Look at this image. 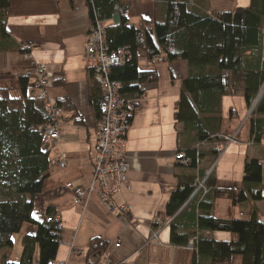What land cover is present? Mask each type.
Listing matches in <instances>:
<instances>
[{
    "label": "crops",
    "instance_id": "1",
    "mask_svg": "<svg viewBox=\"0 0 264 264\" xmlns=\"http://www.w3.org/2000/svg\"><path fill=\"white\" fill-rule=\"evenodd\" d=\"M87 1L10 0L7 12L5 31L9 42L0 44V89L18 90L19 80L28 77L30 95L35 98L34 69L44 65L48 69L50 97L57 101L69 99L74 107L71 111L64 107L60 142L46 147L50 153L51 169L42 193L35 198L34 218L44 222L49 210L60 213L63 228L54 264H102L108 253L113 264H193L195 247L171 244L166 204L181 184L192 177L202 181L211 171L215 218L247 221L256 212L260 221L264 212L263 202L233 203L234 199H241L244 195L247 159L262 162L264 196V136L259 144L252 141V128L258 116L250 115L251 108L242 94L224 97L219 136L225 144L226 138H234L235 143L226 150H223L225 145L222 146L221 142L199 145L204 157L196 171L178 165L176 157L179 152L186 153L198 146L196 133L186 131L175 120L176 103L189 75L188 64L182 61L149 63L141 54L140 69L156 70L160 78L156 84L143 86V94L136 100L126 146L131 190H123L114 198L116 208L130 205L132 216L125 226L119 219V212L108 211L98 195L75 205L74 193L67 185L87 188L93 182V148L97 129L89 104L90 72L85 60L87 36L92 26ZM190 2L203 6L210 14L234 12L251 4V0ZM159 6L154 0H130L131 25L137 27L144 20L153 21ZM112 21L115 25V19L107 23ZM26 45L32 47L28 59L21 52L22 46ZM224 75L230 76L229 73ZM243 87L241 84L240 89ZM218 150L222 152L216 158L214 152ZM63 156L66 157V167L61 169L59 162ZM157 220H161L164 226L157 228L159 241L154 242L151 231ZM195 233L196 236L202 235L198 231ZM36 234V226L25 224L18 236L19 241L22 244L23 237ZM203 236L219 242L232 240L227 233H205ZM96 240L105 243L107 251L89 255L90 245ZM118 241L121 247L115 249ZM37 254L39 249L35 259Z\"/></svg>",
    "mask_w": 264,
    "mask_h": 264
},
{
    "label": "trees",
    "instance_id": "2",
    "mask_svg": "<svg viewBox=\"0 0 264 264\" xmlns=\"http://www.w3.org/2000/svg\"><path fill=\"white\" fill-rule=\"evenodd\" d=\"M161 6L153 21L131 25L126 13L130 0H88L92 22L105 24L118 16L113 27L106 26L107 44L112 52L127 48L132 60L111 71V80L120 82V95L138 100L141 88L159 81L156 70H141L143 54L149 63L158 58L166 63L186 62L189 75L175 107V120L186 131L196 133L197 143L221 142V103L227 96L242 94L249 108L255 103L264 84V0H251L248 8L229 13H208L203 6L190 0H154ZM10 0H0V44L9 42L5 21ZM21 52L24 51L21 49ZM229 73V77H225ZM243 84V89L240 85ZM239 88V89H238ZM37 96V95H36ZM30 95V78L19 80L18 90L0 89V250H12L14 237L25 224L37 227L35 236L22 238L20 263L34 264L39 249L38 264H54L61 241V230L55 224L38 222L34 218L35 198L44 189L50 169V153L42 143L40 127L52 123L45 104ZM102 89L90 73L89 104L98 126L103 117ZM69 111L74 107L69 99L58 101ZM258 116L252 128V141L259 144L264 136V98L257 105ZM222 150L214 152L216 158ZM196 171L204 157L201 149L186 152ZM198 177H192L172 193L165 215L170 222L171 244L186 247L195 231L202 233L195 242L193 264H232L235 257L241 264H264V223L253 213L247 221L218 220L214 216L215 195L211 176L206 181L209 195L191 199L197 190ZM204 179V178H203ZM263 166L257 159H247L243 178L245 201L264 202L262 194ZM55 215L47 212V217ZM205 233H227L231 242L204 237ZM107 245L93 241L89 255L104 253ZM2 264H15L5 257Z\"/></svg>",
    "mask_w": 264,
    "mask_h": 264
},
{
    "label": "built area",
    "instance_id": "3",
    "mask_svg": "<svg viewBox=\"0 0 264 264\" xmlns=\"http://www.w3.org/2000/svg\"><path fill=\"white\" fill-rule=\"evenodd\" d=\"M126 16L129 17V11L126 13ZM22 50L25 53V59H28V54L31 52L32 47L29 45L22 46ZM132 58V53L127 48L121 49L118 52L110 51L107 44L106 24L103 21L92 22L87 36L85 60L89 72L102 89L103 117L96 129L93 148V182L87 188H73L72 184L67 185V188L71 189L74 193L75 205L79 206L88 197L98 195L101 203L108 211L119 212V219L125 226L128 225V218L132 216L133 209L128 204L116 208L114 198L123 190H131L128 180L130 167L126 146L127 134L132 125L137 101L123 98L120 95L122 84L111 80L110 76L114 68L124 67ZM156 61L162 62L163 60L162 58H158ZM34 83L35 90L37 91V100L45 104L47 113L52 118L51 124L40 127L38 131L42 134V143L45 146L53 145L60 142L61 120L65 116V109L58 104L57 100L51 98L49 95L50 83L46 66H36L34 69ZM258 98V103L264 98V84L260 88ZM232 143H235L234 138H226L223 150H226ZM202 146H206V144H201ZM196 148L200 150L199 145ZM176 160L177 164L182 167H189L192 164V160L188 158L185 152H179ZM59 167L61 169L66 167L65 156L60 160ZM210 174L211 171L207 172L206 178L202 181L197 179L196 183L198 187L191 199L201 195L202 200L209 195L210 189L206 186V181ZM46 222L57 225L58 229L62 231L63 225L60 213L57 212L55 215L47 217ZM168 223L167 225H170ZM153 225L151 240L157 242L159 241V229L164 224L161 220H157ZM198 237L197 235L189 243L190 247L195 246ZM120 247V241L115 243V249ZM102 264H113L109 253L103 258Z\"/></svg>",
    "mask_w": 264,
    "mask_h": 264
},
{
    "label": "rangeland",
    "instance_id": "4",
    "mask_svg": "<svg viewBox=\"0 0 264 264\" xmlns=\"http://www.w3.org/2000/svg\"><path fill=\"white\" fill-rule=\"evenodd\" d=\"M110 24L114 25V21H112L111 23H106V26L109 27V26H111ZM162 65L167 66V64H162ZM258 101H259V98L251 107L250 115H252V116H255V114H254L255 109H256L257 105L260 103V102L258 103ZM260 222L264 223V212L260 216ZM18 236L14 237V248L12 250H9V251L0 250V264L3 263L5 257L11 263H15V264L20 263L21 255H22V244H21V241H19ZM38 261H39V255L37 254L34 264H38ZM241 263H242V259L240 257H235L233 259V262H232V264H241Z\"/></svg>",
    "mask_w": 264,
    "mask_h": 264
},
{
    "label": "water",
    "instance_id": "5",
    "mask_svg": "<svg viewBox=\"0 0 264 264\" xmlns=\"http://www.w3.org/2000/svg\"><path fill=\"white\" fill-rule=\"evenodd\" d=\"M114 19H115L116 23H118V21H119L118 16H116Z\"/></svg>",
    "mask_w": 264,
    "mask_h": 264
}]
</instances>
